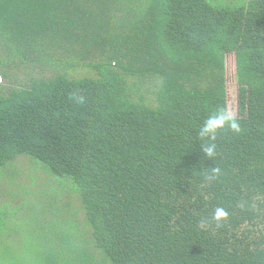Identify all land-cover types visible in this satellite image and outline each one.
<instances>
[{"label":"trees","instance_id":"16d2710c","mask_svg":"<svg viewBox=\"0 0 264 264\" xmlns=\"http://www.w3.org/2000/svg\"><path fill=\"white\" fill-rule=\"evenodd\" d=\"M0 80V264H264V0H0Z\"/></svg>","mask_w":264,"mask_h":264},{"label":"clouds","instance_id":"9594fccd","mask_svg":"<svg viewBox=\"0 0 264 264\" xmlns=\"http://www.w3.org/2000/svg\"><path fill=\"white\" fill-rule=\"evenodd\" d=\"M77 103H84L83 96L74 97ZM228 129L233 133L242 132L241 124L235 113L229 109L219 108L214 113L208 115L203 124L199 128L198 136L203 142L201 144V150L206 157L214 159L217 155L216 140L221 130ZM211 172L213 176H219L221 169L219 167H212ZM228 212L224 208H217L214 212V219L218 222L226 220Z\"/></svg>","mask_w":264,"mask_h":264},{"label":"rangeland","instance_id":"374dc122","mask_svg":"<svg viewBox=\"0 0 264 264\" xmlns=\"http://www.w3.org/2000/svg\"><path fill=\"white\" fill-rule=\"evenodd\" d=\"M234 53H228L226 56V87H227V106L228 109L237 114V90L238 84L235 79L234 71ZM3 80H0L2 82Z\"/></svg>","mask_w":264,"mask_h":264}]
</instances>
